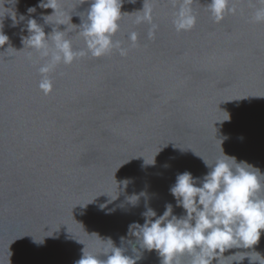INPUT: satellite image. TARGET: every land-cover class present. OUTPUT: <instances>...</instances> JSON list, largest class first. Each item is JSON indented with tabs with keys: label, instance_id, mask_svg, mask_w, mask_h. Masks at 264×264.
<instances>
[{
	"label": "water",
	"instance_id": "obj_1",
	"mask_svg": "<svg viewBox=\"0 0 264 264\" xmlns=\"http://www.w3.org/2000/svg\"><path fill=\"white\" fill-rule=\"evenodd\" d=\"M41 3L0 0V264H75L83 250L105 260L113 246L135 264H162L133 226L168 204L185 215L170 192L178 174L202 178L204 160L225 154L258 170L264 186V21L254 19L264 0H229L236 11L219 22L211 0H192L189 31L173 23L182 0H123L112 39L127 54L57 64L47 95L39 68L50 56L24 42L29 21L87 52L90 0H56L54 15ZM143 8L151 23L137 22ZM237 252L246 257L233 264H259L264 230L251 249L224 255Z\"/></svg>",
	"mask_w": 264,
	"mask_h": 264
},
{
	"label": "clouds",
	"instance_id": "obj_2",
	"mask_svg": "<svg viewBox=\"0 0 264 264\" xmlns=\"http://www.w3.org/2000/svg\"><path fill=\"white\" fill-rule=\"evenodd\" d=\"M123 0H90L86 22L80 26L87 52H76L72 43L64 36V31H52L46 36L44 30L33 19L29 21L30 35L24 39L28 45L42 57L50 60L39 68L42 75L39 87L44 94L52 91L53 82L48 73L59 63L71 64L78 56L90 53L93 57H101L113 48L122 56L127 50L120 42H113L112 37L119 30L122 17ZM135 2V0H130ZM192 0H182L173 21L177 31H189L196 23L191 9ZM229 0H211L209 8L217 22L224 18L226 12L235 13V7L229 8ZM41 7L51 8L54 15L57 11L56 0H47ZM34 11V9H29ZM143 15L137 22H152L151 9L143 8ZM50 15V16H52ZM254 19L264 21V8L258 9ZM155 25L149 32L154 36ZM49 39L52 46H49ZM129 39L135 43L137 34L131 33ZM8 37L0 33V46L7 43ZM210 168L202 178H195L185 171L178 174L170 192L176 199L177 206L185 210V215L177 217L172 214V205H166L162 216L152 220L156 213L149 209L144 215L145 223L134 225L141 246L147 250H156L162 257V264H181L179 257L191 256V264H221V258L233 257L236 262L245 256L235 259L240 253L225 256L224 253L233 248L251 249L257 245L261 231L264 230V186L261 184L258 170L246 162L237 163L235 157L223 154L213 164L204 160ZM135 197V196H133ZM123 239V238H122ZM257 253V252H256ZM260 257L261 255L257 253ZM107 259L83 250L82 257L75 264H135V260L125 255L121 248L113 246L106 253ZM250 264L255 262L247 256ZM259 264H264L261 257Z\"/></svg>",
	"mask_w": 264,
	"mask_h": 264
}]
</instances>
